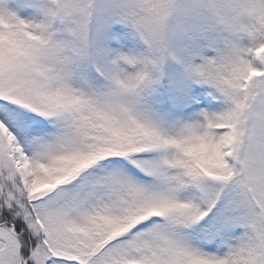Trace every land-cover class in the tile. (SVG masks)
Here are the masks:
<instances>
[{
	"label": "snow or ice",
	"instance_id": "obj_1",
	"mask_svg": "<svg viewBox=\"0 0 264 264\" xmlns=\"http://www.w3.org/2000/svg\"><path fill=\"white\" fill-rule=\"evenodd\" d=\"M26 7L0 0V264H264V142L243 121L264 42L220 87L243 104L167 130L135 105L143 74L98 54L105 23L147 36L162 4Z\"/></svg>",
	"mask_w": 264,
	"mask_h": 264
},
{
	"label": "rangeland",
	"instance_id": "obj_2",
	"mask_svg": "<svg viewBox=\"0 0 264 264\" xmlns=\"http://www.w3.org/2000/svg\"><path fill=\"white\" fill-rule=\"evenodd\" d=\"M113 2L101 0L106 11L111 10ZM6 3L20 15H30L34 11L26 7V0H6ZM100 35L98 54L114 61L117 70L131 74L144 70L146 75L137 86L135 105L167 130L201 122L206 114L219 112L224 107L220 94L193 71L195 65L205 57L216 55L226 39L237 40L242 49L253 48L256 43L254 36L231 35L224 32L222 26H197L193 19H189L184 30L172 37L176 54L166 56L160 63H152L149 46L131 24L113 18L102 26ZM244 54L251 55L246 51ZM123 55L135 57L136 63L128 64L121 59ZM253 59L257 66H264V58ZM89 69L87 75L90 80L98 84L106 83L103 77L96 79L99 73L95 72L91 62Z\"/></svg>",
	"mask_w": 264,
	"mask_h": 264
},
{
	"label": "clouds",
	"instance_id": "obj_3",
	"mask_svg": "<svg viewBox=\"0 0 264 264\" xmlns=\"http://www.w3.org/2000/svg\"><path fill=\"white\" fill-rule=\"evenodd\" d=\"M156 2L163 5V15H157L149 22L150 32L147 36L132 25L149 46L152 63H160L166 56L176 54L177 49L172 43V37L184 30L189 19H193L197 26L201 24L213 28L217 25L222 26L223 31L231 35L254 36L255 45L264 42V0H156ZM245 50L237 40L226 39L218 48L216 55L205 57L193 69L203 82L220 94L224 101L222 110L233 108L236 103H244L242 94L230 92V98L221 93L220 87L224 78L232 75ZM136 73L146 75L143 69ZM243 121L246 123L248 133L256 137L258 143L264 142V87L253 88L244 108Z\"/></svg>",
	"mask_w": 264,
	"mask_h": 264
},
{
	"label": "trees",
	"instance_id": "obj_4",
	"mask_svg": "<svg viewBox=\"0 0 264 264\" xmlns=\"http://www.w3.org/2000/svg\"><path fill=\"white\" fill-rule=\"evenodd\" d=\"M164 79H165V78H164ZM164 79H163V80H164ZM166 82H167V83H169V80H168V78H167ZM165 88H167V87L165 86Z\"/></svg>",
	"mask_w": 264,
	"mask_h": 264
}]
</instances>
